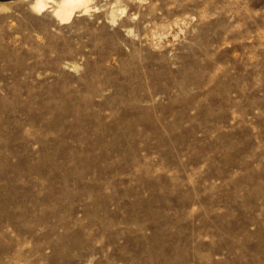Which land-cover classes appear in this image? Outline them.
Masks as SVG:
<instances>
[{"label":"rangeland","instance_id":"rangeland-1","mask_svg":"<svg viewBox=\"0 0 264 264\" xmlns=\"http://www.w3.org/2000/svg\"><path fill=\"white\" fill-rule=\"evenodd\" d=\"M32 1L0 0V264H264V0Z\"/></svg>","mask_w":264,"mask_h":264},{"label":"bare ground","instance_id":"bare-ground-1","mask_svg":"<svg viewBox=\"0 0 264 264\" xmlns=\"http://www.w3.org/2000/svg\"><path fill=\"white\" fill-rule=\"evenodd\" d=\"M54 1L56 3L55 2L53 3H55L56 5L54 10L51 11L54 12L55 17L57 16L60 20L63 21H69L72 18L75 10L83 9L84 12L89 11L88 9L90 6L89 4L90 0H60V1L54 0ZM48 3H49L48 0H34L31 3V8L35 11L41 12L49 6Z\"/></svg>","mask_w":264,"mask_h":264}]
</instances>
